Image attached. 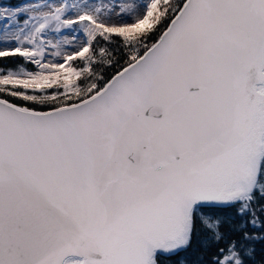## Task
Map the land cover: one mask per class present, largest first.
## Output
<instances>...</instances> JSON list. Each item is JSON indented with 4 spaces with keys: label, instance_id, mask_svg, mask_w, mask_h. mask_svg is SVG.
<instances>
[{
    "label": "snow or ice",
    "instance_id": "obj_1",
    "mask_svg": "<svg viewBox=\"0 0 264 264\" xmlns=\"http://www.w3.org/2000/svg\"><path fill=\"white\" fill-rule=\"evenodd\" d=\"M165 262L264 264V0L0 8V264Z\"/></svg>",
    "mask_w": 264,
    "mask_h": 264
},
{
    "label": "rangeland",
    "instance_id": "obj_2",
    "mask_svg": "<svg viewBox=\"0 0 264 264\" xmlns=\"http://www.w3.org/2000/svg\"><path fill=\"white\" fill-rule=\"evenodd\" d=\"M34 0H0V8L8 7L14 8L17 6H23L28 3H32ZM50 2H56V0H50ZM97 3H109L117 6H123L125 4L139 3L140 0H95ZM22 22V21H21ZM66 50H68L66 48Z\"/></svg>",
    "mask_w": 264,
    "mask_h": 264
},
{
    "label": "trees",
    "instance_id": "obj_3",
    "mask_svg": "<svg viewBox=\"0 0 264 264\" xmlns=\"http://www.w3.org/2000/svg\"><path fill=\"white\" fill-rule=\"evenodd\" d=\"M5 59H12V58H5ZM108 75L110 76L111 75V72L108 73ZM165 264H168V262H165Z\"/></svg>",
    "mask_w": 264,
    "mask_h": 264
}]
</instances>
